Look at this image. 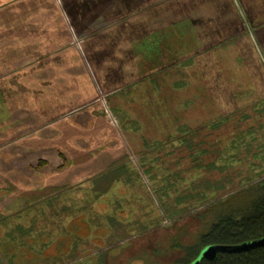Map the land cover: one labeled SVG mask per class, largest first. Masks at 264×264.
<instances>
[{
    "label": "rangeland",
    "instance_id": "1",
    "mask_svg": "<svg viewBox=\"0 0 264 264\" xmlns=\"http://www.w3.org/2000/svg\"><path fill=\"white\" fill-rule=\"evenodd\" d=\"M76 1L42 0L38 3L35 0L33 6H25L20 12L23 16L17 17L26 19L29 16L27 28L33 30L32 34L13 33L18 36L13 38L4 28L0 29L1 56L7 45L17 48L19 55L7 57L14 64L11 68L21 69L11 74L12 77L0 78V90L11 85L4 93L0 91V177L13 185L12 192L15 191L13 188L23 190L17 195L10 193L6 190L10 185L0 178V217H9L4 226L0 225V238L8 231L14 232L15 236L18 228H33L28 238L16 236L14 240H0V250L5 254L0 264H101L102 261V264H171L179 254L171 250L170 240L174 238L182 244L193 240L202 222L199 220L200 208L195 213L191 212L190 217L185 214V217L182 215L162 227L154 228L163 223L165 216L160 209H155L157 202L153 192L164 187L168 179H173L166 167L153 170L147 176L141 174L132 182H125V177H122L111 185L108 193L95 198L96 193L90 190L94 182L87 177L97 155L92 152H104L109 148L116 150L124 144L125 150L132 152L127 165L133 167L137 162L135 154L141 149L140 136L150 143L186 130L183 125L174 130L175 125L170 121L172 127H167L169 125L165 122L161 125L162 129L156 131L151 121V110L156 105L154 111L162 107L161 115L156 116L160 117L159 120L165 116L172 120L177 116V124L194 126L212 121L227 108L235 111L244 108L245 111L251 107L248 113L258 124L252 131L238 135L229 143L215 163L220 166L227 164L232 169L245 165L242 172L234 170L231 176L241 178V173L243 177L250 174L244 181L251 183L228 196L207 215L244 210L255 198L253 190L257 185H252L253 176H263L258 183L261 186L264 184V113H256L264 109V25L251 31L249 19L242 11L240 13L238 0L235 1L240 18L225 3L228 2L226 0L222 2L223 9L213 8L209 0H170V4L162 7L164 17L161 19L149 16L151 5L162 6L167 0H139L129 11L123 6L124 0H114V4L103 0L104 9L99 7V3L94 5V0H87L85 3L88 2V6H82V9L72 6L71 2ZM239 1L245 6L243 1L247 0ZM2 2L8 0H0V4ZM209 7L210 10L207 9ZM81 11L84 14H80ZM142 12L146 13L141 15ZM108 14L117 16L108 19ZM73 16L77 19L74 25L70 20ZM187 16L199 19L195 20L197 25L191 28V32L196 28L195 42L191 47H181L179 54L183 56L177 58V63L166 74L158 77L157 97L148 79L140 83L133 81L127 88L129 94L122 95L121 101L119 98L114 103L102 104L107 98L102 95L98 99L94 93L87 76L90 69L82 63L80 56L81 49L89 47L90 43L86 44L88 37L94 31L106 28L112 27L108 30L109 35L121 29L127 36L122 44L119 45L118 40L115 46L118 52L123 53L138 42V34H141L138 32L151 35V31L163 27L170 19ZM202 17L206 18L205 22L201 21ZM30 55H39V62L31 60ZM52 57H60V64L55 61L45 65ZM73 57H81L82 61L76 63ZM129 64H135L138 69V65L145 66L144 55H135L133 63ZM0 65L9 69L7 62ZM30 66L36 67V70L28 73L30 71L24 68ZM127 67L133 68L132 65ZM14 78L22 82L24 90L15 91L17 88L11 84ZM132 85L138 87L131 94ZM148 102L149 107L146 105ZM64 125L77 130L65 141L66 145L72 146L67 147L70 152L62 149L60 141V128ZM171 145L177 147L178 141ZM244 146L247 152L243 155L249 159L252 158L248 156V150H255L253 163L248 165L242 157H236L239 147ZM117 155L110 154L112 157ZM249 159H246L247 162ZM107 162L104 161L103 165ZM56 166L60 167L56 169ZM51 169L70 171L74 177L70 179V191L54 200L57 201V209L48 204L52 201L49 196L54 193L43 191L44 175L47 176ZM58 186H54L52 191ZM90 198V214L101 218V223L92 229L87 228L89 224H85L84 217L77 212V208L80 209L79 206ZM60 206L62 211H59ZM59 214L64 219H60ZM103 217H113L121 226L117 227L120 232H113L114 225ZM146 228L151 230L142 237H134ZM125 237L126 241L115 245ZM74 240L85 241H79L80 244L73 250Z\"/></svg>",
    "mask_w": 264,
    "mask_h": 264
},
{
    "label": "trees",
    "instance_id": "2",
    "mask_svg": "<svg viewBox=\"0 0 264 264\" xmlns=\"http://www.w3.org/2000/svg\"><path fill=\"white\" fill-rule=\"evenodd\" d=\"M38 1V3H40L42 0ZM102 1L103 0H94L92 3H94V5L95 3H99V7L104 9L106 8V5L103 4V8V5L101 4ZM110 1H112V4H114V0ZM138 1L139 0H124L123 6H125V9L128 10ZM209 1L211 2L213 8L219 7L223 9L224 4H222V2H225L224 0H217L213 2L211 0ZM226 1L228 2L225 3L228 4L230 8L233 9V12H235L240 18V15L237 13L236 9V1ZM34 2L35 0H8V2H2L0 4V29L4 28L6 33H9L13 38L18 37L14 36L13 33L15 34L18 32H23L26 34H32L33 30H28L27 28L29 26V19H27L29 16L26 17V19L25 17L18 18L17 16H23V13L20 14L23 8L27 5L33 6ZM238 2L241 4V7L239 8L240 12L242 11L246 18L249 19L248 22L251 31L252 29L255 30L263 27L264 0L243 1L245 6H243L239 0ZM167 4H170V0L164 2L162 6L151 5V14L149 16H157L160 17V19L163 18L164 16L162 14L164 13V9H162V7L167 6ZM207 9L210 10L211 8L209 7ZM145 13L146 12H142L140 14L142 15ZM115 16H117V14L114 16L108 14L106 18L110 19ZM195 20L199 19L191 18L190 16L185 18L174 17L172 20L170 19L168 23H165L163 27L151 31L150 44H145V47L142 46L143 49H145V66L138 65L140 66L138 69V74L135 75L134 78L130 77L124 82L115 83L116 85L114 84V86L103 85L100 87L101 89L99 92H94L97 94L98 99L101 98L102 95L106 96L107 99L102 104L108 105V103H114L115 101H118L117 99H119L122 95H125L126 93L129 94L127 90L133 81L140 83V81L144 82L148 79L151 83V90L153 91L155 97H157L156 93L159 90L158 77L166 74L165 72L169 71L168 69L177 63V58L183 56L179 54L181 53V47H191V44L195 42L196 28H193V32L195 33L191 32V28L194 25H197V21ZM201 21L205 22L206 18L202 17ZM239 21L242 22V20ZM184 24H186L187 28H190H186V30ZM111 28H106L100 32L94 31V34L108 35V30ZM7 46L8 47H4L5 53L3 52L2 56L0 54V63L3 65V62H7L9 69L6 70L1 68L0 65V78L7 77L11 74L13 75L15 71L20 70V68H11V66H14V64H12L10 58L7 57L8 55L11 56L12 54L19 55L20 52L17 50V48L12 49L10 44ZM29 57H31L32 60L36 57L38 58L39 55H30ZM131 87L130 93L132 94L134 92L133 90H135L138 85H132ZM119 100L121 101V98ZM126 103L129 102L127 101ZM146 105L151 106L150 102H148ZM164 105L165 103H163V107ZM156 106L152 107V110L150 109L151 121L155 125L154 127L156 131L162 129L161 125L165 122H167L165 125H169L167 127H172V124H169L170 121L173 122V125H175L173 127L174 130L178 126L181 127V125H183V129L186 128V130L181 131L180 133L174 132L173 136L167 135L163 140H155L151 141L150 143L143 139V137H141L138 133V136H140L142 141L141 149L135 154L137 162L133 167H129L127 165V162L131 159L132 152H128L124 147L117 151V156L113 157L110 156V151L99 152L94 150L92 153L97 155H95V159H93V163H91L92 165L89 167L88 171H90V169L91 171L89 173L87 171V177L92 179L94 182L90 190L92 193H96L95 198L102 197V195H105L106 192L108 193L110 191L111 185L114 182L120 181L122 177H125V182H132L133 179L139 178V175L141 174L147 176L150 174V172L156 169L165 167L169 169L173 179L170 181L168 179L164 187L153 192V195L155 196L154 200L157 202V204L155 203V209H160L165 216V218L162 220L163 223L155 225L154 228L157 229L162 227L163 225L172 222L176 218L182 217V215L184 216L185 214L186 216L190 217V213H195L196 209L198 208H200V210H198L200 214L199 220H202L193 240L188 244H182V242L175 240L174 238L170 240L171 250H174L179 254L176 256V259L171 262V264H190L197 257L200 250L209 245L233 246L264 237V184L261 186L262 184L258 183L259 179L263 177L261 175L256 174L253 176L255 179L252 180L254 181L252 182V185H257L253 190L256 193L254 194L255 198L244 210L227 211L220 214L211 213L210 216L207 215V212H212L213 209L216 208L217 204L225 202L228 196L245 187L247 183H251L246 182V180L244 181V178L250 176V174H247L243 177V174L241 173V178H238V175L236 178L231 176L234 170L240 169L242 172L243 169L246 168L245 165L232 169L228 168L226 166L227 164H224L223 166L215 164L222 151L227 148L229 143H231L238 135L244 134L249 130L252 131L255 127V124H258V122H255V119L253 120L251 115L248 113L251 107H248L245 109V111L244 108H241L239 111L227 108L228 110L226 109L225 112L219 111L220 115L214 117L212 121L207 123L204 122L201 123V125L194 126L190 125L189 123L177 124L179 118L177 116L172 117V120H170V117L166 116L164 119L159 120L160 117L157 118L156 116L161 115L160 111L162 110V107L159 106L161 110L154 111ZM256 113L261 115L264 113V109H261ZM41 127L38 129H41ZM246 127L248 128L242 131V129ZM174 141H178L177 147L171 145ZM246 150L247 148H245V146L239 147L237 152L238 155L236 157L239 159L242 157V161L245 160L244 162H246V165H248L253 163V152L255 150H248V156H250L252 159H249L246 155H243V153L247 152ZM246 159H249V161L247 162ZM104 161L107 162L105 165H103ZM168 162L169 164H167ZM184 165L185 167H182ZM66 173L68 176L73 177L70 171ZM0 178L2 179L3 183L10 185L8 188H6L7 191H11L10 193L17 195L18 192L22 191L20 189L13 188L15 191L12 192L11 186L13 185L9 184L7 179L3 177ZM103 181H105L106 184L99 185ZM65 182H60L57 189L51 192L54 194L49 196V200H52L48 202L50 205L49 207L52 205L53 209H55V207L57 209V201L54 200L59 199L65 192L67 193L70 191L71 183H68L67 181ZM92 199V202H94V198ZM90 204H92L91 198L90 200L87 199V202L84 201V203L79 206L80 209L77 208V212L79 214L77 212L76 213L78 215H82L84 217L85 224H89L87 228L92 229L93 226L96 227L98 226V223H101V218L100 216L97 217L92 216L93 214H90ZM146 205H143V207ZM59 209V211H62L61 206ZM63 209L66 210V208ZM115 209L116 206L114 207V210ZM67 214L68 213H66L64 217L67 216ZM60 216V219H64V217H62L63 215ZM8 218V216L0 217V225L4 226V223H6L5 221L8 220ZM103 218V220L106 219V221H109L112 225H114L115 228L113 232H120V228L117 227L121 226L113 219V217ZM16 230L15 236L13 235L14 232L8 231L6 234L4 233V236L2 235V238L9 240H14L16 236L28 238L33 232V228L31 227H28L27 229L23 227L22 229L18 228ZM149 230L151 229L146 228L135 234L134 237H136V239L142 237L144 233ZM131 237L133 236H130V238ZM2 238H0L1 241ZM126 240L127 237L118 241L115 245L117 246L121 241L123 242ZM74 241L75 243H73V250H76L77 246L80 244L79 241L84 243L85 240ZM2 245L3 244H1V246ZM4 256L5 254H3L0 250L1 261L4 259ZM101 261L102 259L100 257L99 262L101 263ZM200 264H264V247L235 254L219 253L214 259L209 261L202 260Z\"/></svg>",
    "mask_w": 264,
    "mask_h": 264
},
{
    "label": "flooded vegetation",
    "instance_id": "3",
    "mask_svg": "<svg viewBox=\"0 0 264 264\" xmlns=\"http://www.w3.org/2000/svg\"><path fill=\"white\" fill-rule=\"evenodd\" d=\"M86 1L87 0H77L76 2H73V3L71 2V4L72 6L75 5L82 9V6H85V7L88 6L87 5L88 2L87 4L85 3ZM83 3L85 5H83ZM68 6H65V7H68ZM80 14H84V13L81 11ZM75 17L76 16H73V18L70 19L71 24L73 25L77 23V19ZM184 26L186 29L187 28L186 24H184ZM116 32L114 33V35L113 34L104 35V34L92 33L91 36L88 37V39L86 40L87 42L85 41L86 44L90 43L89 47L87 48L85 46L84 48L81 49L80 56H82L83 58L82 63H86L90 69V73H88L87 76H88V79L91 81L92 87L94 88L95 92H99V90L101 89L100 87L103 85L114 86L115 83L124 82L128 80L130 77L134 78L135 75L138 74V68L134 67L135 64H129V63H133V59L135 55H138V54L144 55L145 49H143L142 46H144L145 44H150V41H151L150 34L145 35L143 34V31H140L138 32V33H141V34H138V37H139L138 42L133 44L130 50L123 51V53L122 51L118 52V49L115 46V43H117V41L119 40V45L122 44L123 39L125 38V36H127V34L123 33L121 29L116 30ZM117 54H121L122 57H119ZM82 58L73 57L72 59H76V63H77L78 61H82ZM35 61L39 62L37 57L35 58ZM55 61L59 62L60 64L61 62L60 57H57V58L52 57V59L45 62V65L49 63H53ZM45 65H42V67ZM129 65H132L133 68H128L127 66ZM37 68H39V66H37ZM24 69H28L30 71L28 73H31L32 70L34 69L36 70V67L30 66V68L26 67ZM11 84L15 88H17L15 89V91L24 90V87L21 85L22 82L15 78L11 80ZM9 87H11V85H9L8 87L4 89H1L0 91L4 93L5 91H7ZM107 127L112 130V127L110 126H107ZM60 130L62 132L61 134L62 136L60 137V139H62L60 140L62 141L61 144L63 147H67L68 145H66V142H65L66 139L68 138V136L74 134L77 130L66 127L65 125L64 127H61ZM123 147H124V144H123Z\"/></svg>",
    "mask_w": 264,
    "mask_h": 264
},
{
    "label": "water",
    "instance_id": "4",
    "mask_svg": "<svg viewBox=\"0 0 264 264\" xmlns=\"http://www.w3.org/2000/svg\"><path fill=\"white\" fill-rule=\"evenodd\" d=\"M260 247H264V237L233 246L209 245L202 248L198 253L197 257L190 264H200L202 260H208V261L212 260L219 253H225V254L242 253Z\"/></svg>",
    "mask_w": 264,
    "mask_h": 264
},
{
    "label": "crops",
    "instance_id": "5",
    "mask_svg": "<svg viewBox=\"0 0 264 264\" xmlns=\"http://www.w3.org/2000/svg\"><path fill=\"white\" fill-rule=\"evenodd\" d=\"M27 32V31H26ZM3 50L5 51V49L3 48ZM5 53V52H4ZM98 145V144H97ZM67 147H72V146H67ZM67 147H63L62 149H64L65 151H67V152H70L69 151V148H67ZM123 147V145L119 148V149H116V150H114V149H111V148H109L108 150H106V151H110L111 153H115V154H117V151L118 150H121V148ZM112 150H114V151H112ZM69 155V157H70V153L68 154ZM41 164V163H40ZM47 163H44V166H48V165H46ZM57 167H60V166H56V169H57ZM47 169V168H46ZM72 178H74V177H70V176H68V174L65 172V171H54L53 169H51V171H50V173L46 176V175H44V192H52V188L54 187V186H56V185H58L60 182H62V181H67L68 183H70V179L72 180ZM67 179V180H66ZM23 191V190H22Z\"/></svg>",
    "mask_w": 264,
    "mask_h": 264
}]
</instances>
